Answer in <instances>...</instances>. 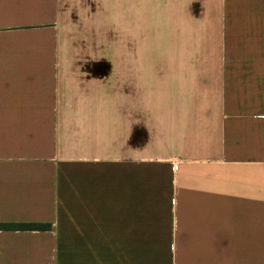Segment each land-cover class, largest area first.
Masks as SVG:
<instances>
[{
    "label": "crops",
    "instance_id": "0c3cea01",
    "mask_svg": "<svg viewBox=\"0 0 264 264\" xmlns=\"http://www.w3.org/2000/svg\"><path fill=\"white\" fill-rule=\"evenodd\" d=\"M121 2L0 0V264H264V0Z\"/></svg>",
    "mask_w": 264,
    "mask_h": 264
},
{
    "label": "rangeland",
    "instance_id": "374dc122",
    "mask_svg": "<svg viewBox=\"0 0 264 264\" xmlns=\"http://www.w3.org/2000/svg\"><path fill=\"white\" fill-rule=\"evenodd\" d=\"M139 1V0H138ZM150 1V0H149ZM153 4V10L158 9L160 6L161 0H151ZM141 6L139 7V9ZM128 9H129V2L127 3V0H122L120 11L116 13L115 17L116 19H119V21H111L107 20V12L104 14L105 21L95 23V30L98 33V37L94 38V45H96V48H99L100 45H103V49L107 52L106 57L110 60L112 58V51L114 48L116 50L126 51L128 53L130 46L135 47V39L134 33L130 31V22H129V16H128ZM120 14V15H119ZM92 32V30L90 29ZM137 32L138 38L143 33V29H137L135 31V34ZM141 38H139L140 40ZM122 53L121 55V61H128V54ZM153 264H160L159 261L154 262Z\"/></svg>",
    "mask_w": 264,
    "mask_h": 264
},
{
    "label": "trees",
    "instance_id": "16d2710c",
    "mask_svg": "<svg viewBox=\"0 0 264 264\" xmlns=\"http://www.w3.org/2000/svg\"><path fill=\"white\" fill-rule=\"evenodd\" d=\"M49 228L44 224H0V230H19V231H43Z\"/></svg>",
    "mask_w": 264,
    "mask_h": 264
}]
</instances>
